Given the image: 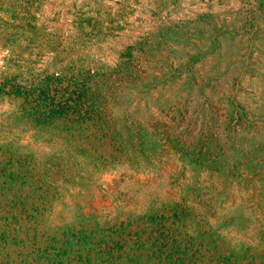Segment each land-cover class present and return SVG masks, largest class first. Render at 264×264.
I'll use <instances>...</instances> for the list:
<instances>
[{
  "label": "trees",
  "instance_id": "16d2710c",
  "mask_svg": "<svg viewBox=\"0 0 264 264\" xmlns=\"http://www.w3.org/2000/svg\"><path fill=\"white\" fill-rule=\"evenodd\" d=\"M241 1L228 22L175 19L180 0H155V27L109 63L92 47L117 38L144 0H73L71 29L58 32L40 24L48 0H0V103L14 106L11 126L57 148L0 143V264H264V0ZM166 153L193 177L179 199L108 216L80 207L53 224L66 189L155 170ZM201 175L228 187H206L204 209L193 199ZM239 190L215 221V201ZM252 228L253 243L230 237Z\"/></svg>",
  "mask_w": 264,
  "mask_h": 264
},
{
  "label": "rangeland",
  "instance_id": "374dc122",
  "mask_svg": "<svg viewBox=\"0 0 264 264\" xmlns=\"http://www.w3.org/2000/svg\"><path fill=\"white\" fill-rule=\"evenodd\" d=\"M117 1L107 0V3L116 7L115 3ZM143 3L138 7L137 12L130 17L129 23L131 24L120 32L117 38L110 40V43L92 47L94 54H98L109 63L116 62L119 57V51L131 44L135 36L155 27L156 24L151 23L154 18L150 12L155 7V0H144ZM71 5H73V0H48L47 5L39 15L40 24L48 25V30L54 32H58L61 29H71V17L68 16L67 12ZM244 7L241 0H180L179 6L170 11L175 19L195 20L198 15L203 13H213L218 15L221 20L230 22L237 18V13L241 12ZM100 50L103 51L100 52ZM5 55L6 53H0V73ZM255 57L258 59V54ZM51 62L50 57L44 58L43 62L39 64L40 69L50 68ZM172 89L175 91L176 87L172 86ZM171 94L172 91L165 96H170ZM13 108L12 104L0 103V143L15 139L21 145L35 150L40 155L57 149L53 150V146L45 142V138L34 137L31 131L11 126L12 122L9 119V112ZM153 109L155 108L153 107ZM163 159L164 162L155 170L137 173L128 167H122L102 175L93 181L89 188L66 189L62 199L55 205L52 215L53 224L62 225L73 220L80 207L87 214L108 216L116 214L121 204H125V207L137 211H143L154 199L163 201L179 199L184 189L183 185L192 183L193 177L189 172L182 170L181 163L175 155L166 153ZM182 172L185 175L178 178ZM197 182V188H202V196L193 197V199L203 209L207 208L209 204L207 195L210 192L206 187L214 186L218 190L222 189L224 191L226 189L225 191H228V187L224 186L223 189L214 176L201 175ZM244 195L245 192L239 190L231 193V197L227 201L221 200L223 196H220L215 201L216 214L214 220H221L220 213L223 215L230 208L233 209L237 205L236 203L244 199ZM213 196L216 200L218 194L213 193ZM255 231L256 229L254 228L245 232L231 230L230 237L236 241L253 243L255 241Z\"/></svg>",
  "mask_w": 264,
  "mask_h": 264
}]
</instances>
